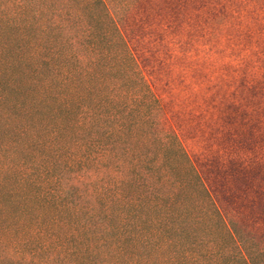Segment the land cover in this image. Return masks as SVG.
Listing matches in <instances>:
<instances>
[{
    "label": "trees",
    "instance_id": "16d2710c",
    "mask_svg": "<svg viewBox=\"0 0 264 264\" xmlns=\"http://www.w3.org/2000/svg\"><path fill=\"white\" fill-rule=\"evenodd\" d=\"M80 1L10 0L23 50L10 66L27 73L0 92V264L77 251L98 264H264V247L226 217L177 135L158 129L162 104L107 0ZM46 113L74 118L43 125V136ZM65 128L78 149L61 153Z\"/></svg>",
    "mask_w": 264,
    "mask_h": 264
},
{
    "label": "rangeland",
    "instance_id": "374dc122",
    "mask_svg": "<svg viewBox=\"0 0 264 264\" xmlns=\"http://www.w3.org/2000/svg\"><path fill=\"white\" fill-rule=\"evenodd\" d=\"M107 2L160 99L158 129L177 135L226 217L264 247V0ZM12 4L0 0V92L8 96L7 79L21 82L27 73L22 64L10 66L22 50L15 33L22 17ZM27 19L34 21L31 13ZM27 31L36 38L33 26ZM72 118L46 113L35 130ZM58 135L61 153L78 149L74 129ZM73 185L67 196L78 193V183ZM72 230L68 246L78 240ZM97 261L78 258L77 251L51 264Z\"/></svg>",
    "mask_w": 264,
    "mask_h": 264
}]
</instances>
